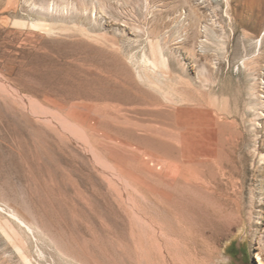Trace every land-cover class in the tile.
<instances>
[{
  "label": "rangeland",
  "instance_id": "1",
  "mask_svg": "<svg viewBox=\"0 0 264 264\" xmlns=\"http://www.w3.org/2000/svg\"><path fill=\"white\" fill-rule=\"evenodd\" d=\"M0 264H264V0H0Z\"/></svg>",
  "mask_w": 264,
  "mask_h": 264
},
{
  "label": "bare ground",
  "instance_id": "2",
  "mask_svg": "<svg viewBox=\"0 0 264 264\" xmlns=\"http://www.w3.org/2000/svg\"><path fill=\"white\" fill-rule=\"evenodd\" d=\"M32 26L34 28H43L45 25L44 24H41V23H36V24H33ZM175 176H176L175 178H168L167 181L164 182L165 185H167V186L174 185L175 182L178 180V178H179V172H178V170L176 168H175ZM216 184H217L216 190L218 191V193H217L218 198H220L221 201L224 204L228 205V202L227 201L229 199L228 200L225 199L226 196H225L224 191H223V188L224 187L222 188L220 182H218V181L216 182ZM195 208H200V209H197V210H199V212H197L196 210L194 211L195 218H197V220H200V222H201V226H200V230L198 231V235L201 238H203L204 240H206L207 239L206 232H207V233H209L210 237L213 238L214 235H212V234H214V229H215V226H216V220H210V219L207 218L206 215L204 216L203 215L204 211L201 210V207L200 206L199 207H195ZM218 222H220V221H218Z\"/></svg>",
  "mask_w": 264,
  "mask_h": 264
}]
</instances>
